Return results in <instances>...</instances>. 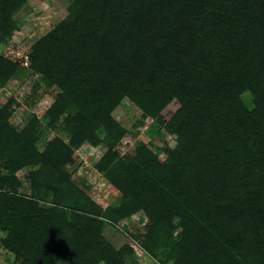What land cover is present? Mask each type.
<instances>
[{
	"label": "trees",
	"instance_id": "obj_1",
	"mask_svg": "<svg viewBox=\"0 0 264 264\" xmlns=\"http://www.w3.org/2000/svg\"><path fill=\"white\" fill-rule=\"evenodd\" d=\"M26 1L0 0V41ZM67 9L28 57L56 90L45 117L62 118L68 139L38 150L40 120L16 131L0 109V153L20 148L8 168L40 166L30 195L0 192L3 246L21 264H123L133 249L108 241L105 226L142 211V247L163 264H264V0H68ZM18 67L0 55V85ZM125 100L176 135L167 159L142 142L120 155L113 111ZM99 144L95 168L120 192L107 208L67 169L75 148ZM48 195L52 206L41 207Z\"/></svg>",
	"mask_w": 264,
	"mask_h": 264
},
{
	"label": "rangeland",
	"instance_id": "obj_2",
	"mask_svg": "<svg viewBox=\"0 0 264 264\" xmlns=\"http://www.w3.org/2000/svg\"><path fill=\"white\" fill-rule=\"evenodd\" d=\"M67 6L68 0H27L15 14L18 29L13 31L6 40L0 41V55L19 65L18 72L0 85V109L7 106L6 122L16 131L21 130L32 117L40 120L39 139L35 144L38 150H42L50 138L58 136L67 140L68 135L62 128V118L51 126L49 119L45 117V112L53 102L56 90L43 86L41 75L30 69L29 57L24 63V57L29 56L32 45L38 39L66 16ZM240 99L246 108H254V98L249 91H244ZM113 115L125 131L116 146L120 155L132 153L136 142H142L161 160L167 159V149L175 146L176 135L174 133L166 132L156 126L152 119L142 117L141 111L129 100L118 105ZM19 149L17 147L16 150H10L11 152L1 150L3 153H0V177L4 179L7 176L6 184H8L0 188V192L28 196L32 191L30 173L38 170L40 166L36 164L15 170L9 169L10 159L19 154ZM105 150L103 144L79 146L74 149L75 162L67 168L72 181L81 184L85 193L102 208L115 205L120 200V192L103 172L95 168L96 162ZM50 201L51 195H48L44 199H38L37 203L41 207H50L53 204ZM148 223L145 214L139 211L120 219L114 225L108 223L105 226L104 236L108 241L115 246L127 244L133 249L134 257L132 256L123 264H163L142 247L141 240L147 231ZM174 224L176 228L173 236L178 237L180 232V228L177 227L178 219H175ZM3 236L0 233V264H21L13 252L3 246L1 242ZM57 264L68 263L60 260ZM98 264L105 263L99 262Z\"/></svg>",
	"mask_w": 264,
	"mask_h": 264
},
{
	"label": "built area",
	"instance_id": "obj_3",
	"mask_svg": "<svg viewBox=\"0 0 264 264\" xmlns=\"http://www.w3.org/2000/svg\"><path fill=\"white\" fill-rule=\"evenodd\" d=\"M24 58H25V61H24V63H25L27 61V59H28V56L26 55Z\"/></svg>",
	"mask_w": 264,
	"mask_h": 264
}]
</instances>
